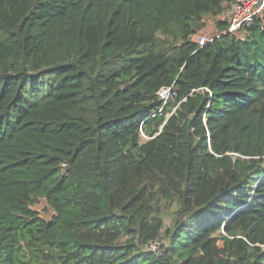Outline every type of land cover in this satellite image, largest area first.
<instances>
[{
    "label": "trees",
    "instance_id": "obj_1",
    "mask_svg": "<svg viewBox=\"0 0 264 264\" xmlns=\"http://www.w3.org/2000/svg\"><path fill=\"white\" fill-rule=\"evenodd\" d=\"M235 1L0 0V264H264V15L194 39Z\"/></svg>",
    "mask_w": 264,
    "mask_h": 264
},
{
    "label": "built area",
    "instance_id": "obj_2",
    "mask_svg": "<svg viewBox=\"0 0 264 264\" xmlns=\"http://www.w3.org/2000/svg\"><path fill=\"white\" fill-rule=\"evenodd\" d=\"M229 7L230 15L228 16V32L233 33L236 32L240 26L244 24H250L253 17L261 13L264 8V0H236ZM196 41L199 46H203L210 40L205 36H199ZM157 95L162 101V106L154 114H152L150 118L160 115L162 107L167 102L172 101L175 94L172 90V87H164L158 91ZM161 244L162 240L158 238L155 241L148 243L146 245V249L155 255H159V248Z\"/></svg>",
    "mask_w": 264,
    "mask_h": 264
},
{
    "label": "rangeland",
    "instance_id": "obj_3",
    "mask_svg": "<svg viewBox=\"0 0 264 264\" xmlns=\"http://www.w3.org/2000/svg\"><path fill=\"white\" fill-rule=\"evenodd\" d=\"M225 7V6H224ZM230 7H225L224 8V12L223 14L220 16V17H216V18H210V17H207L204 19L206 25H205V29H203L202 31H200L198 33V35L196 37H194L195 40L198 39L199 36H205V37H211L213 35L216 34V31H215V21H218V20H226L228 21V16L230 15ZM260 14H263L264 15V8L263 10L261 11ZM259 14V15H260ZM236 36L237 37H240L242 38L244 36L243 32H237L236 33ZM34 210L39 213V215L44 218V219H49L52 215H53V212L51 211V209H49L46 205V203L44 201H41L40 203H37L36 206H34ZM170 224V220L168 218L165 219V225H169Z\"/></svg>",
    "mask_w": 264,
    "mask_h": 264
},
{
    "label": "clouds",
    "instance_id": "obj_4",
    "mask_svg": "<svg viewBox=\"0 0 264 264\" xmlns=\"http://www.w3.org/2000/svg\"><path fill=\"white\" fill-rule=\"evenodd\" d=\"M228 22V21H227ZM227 32H228V30H227Z\"/></svg>",
    "mask_w": 264,
    "mask_h": 264
}]
</instances>
